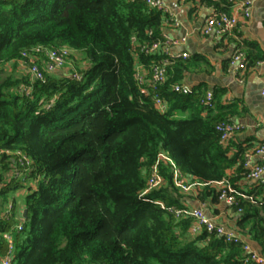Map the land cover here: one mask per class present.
Listing matches in <instances>:
<instances>
[{
	"label": "trees",
	"instance_id": "obj_1",
	"mask_svg": "<svg viewBox=\"0 0 264 264\" xmlns=\"http://www.w3.org/2000/svg\"><path fill=\"white\" fill-rule=\"evenodd\" d=\"M185 1L227 13L231 6L228 0ZM166 17L139 1L0 0V256L7 247L3 233L19 221V190L27 210L22 229L13 233L12 264H240L247 255L241 235L264 250V203L238 196L231 205L242 243L205 229L192 234V218L175 215L191 198L221 200L218 182L236 189L249 170L244 147L230 155L219 142L217 123L237 113L222 102L223 90H213L211 105H202L200 86L190 94L172 88L186 71L203 67L204 57L176 58L156 91L147 81L139 84L136 66L143 65L148 78L160 58L141 45L162 38ZM36 46L72 49L70 73L44 70L40 81L16 74L15 66L9 71L8 63ZM42 59L36 61L43 68ZM21 84L31 87L29 94ZM156 92L165 112L154 106ZM16 151L29 166L20 165ZM160 152L197 182L193 194L174 185ZM156 162L164 181L140 196ZM258 186L240 192L259 198Z\"/></svg>",
	"mask_w": 264,
	"mask_h": 264
},
{
	"label": "crops",
	"instance_id": "obj_2",
	"mask_svg": "<svg viewBox=\"0 0 264 264\" xmlns=\"http://www.w3.org/2000/svg\"><path fill=\"white\" fill-rule=\"evenodd\" d=\"M179 9L183 13V19L180 22L177 17L169 12L166 0L167 13L166 16L173 18L178 22V25H173L171 22H164L162 26V35L170 37L174 43L170 46L169 50L172 54H178L181 52H187L189 56H202L207 60V63L198 69H191L186 71L184 78L188 72H200L206 75H216L219 73L224 78L219 83L215 84L212 89H209L207 82L198 81L196 83L188 84L192 88L200 86L205 91H213L215 89L223 90L222 102L224 104H232L237 108V113L230 116V120L239 124L241 128L236 131L227 140L226 144L229 147V154L233 155L240 145L246 149V152H252L255 147L264 142V137H258L255 134L247 133L244 138L242 137V131L248 128L246 121L253 120L258 121L264 114V95L262 94V88L264 87V0H253L251 14L248 18L240 16L238 5H231L229 13H237L239 17L238 27L233 34L228 36H216L214 34L204 35L201 31L202 25L206 17L211 14L213 7L199 5L193 2H186L185 0H177ZM187 5V10L182 7ZM184 23V24H182ZM198 29V34H197ZM208 38H211V42ZM188 46L195 48L194 52L188 50ZM232 53H231V49ZM241 49L245 54V67L242 69H235L231 64V58L235 50ZM74 53V52H72ZM43 60V59H42ZM43 66V61H41ZM84 61L80 65H84ZM9 71L15 66L14 72L16 74H28L22 61L16 60L7 64ZM85 66V65H84ZM71 62H68L63 68L56 71L64 74L70 73ZM29 75V74H28ZM30 76V75H29ZM244 121V123L242 122ZM257 125L256 128L260 127ZM260 161V156L252 154L250 158V165H253ZM231 169L227 172L230 173ZM264 179V172L261 176ZM261 185L262 192L264 191V184L259 180L248 178L247 176L241 178L236 182V189L244 193H254L255 190ZM195 187L193 186L190 193H194ZM257 192V191H255ZM24 190L17 191L16 195L24 196ZM219 201L214 203L205 201L200 202L197 199H188L186 204L189 207L201 208L204 214L213 222L221 224L225 228V224L228 220L232 222L229 229H226L234 234L241 235L235 228L236 213L229 205L222 212L219 207ZM19 203L17 209L21 214L24 207ZM212 213L207 215L204 210ZM226 216V217H225ZM19 218V220H21ZM250 249L256 252L258 255L264 256V250L262 247L251 240L247 235H241Z\"/></svg>",
	"mask_w": 264,
	"mask_h": 264
},
{
	"label": "built area",
	"instance_id": "obj_3",
	"mask_svg": "<svg viewBox=\"0 0 264 264\" xmlns=\"http://www.w3.org/2000/svg\"><path fill=\"white\" fill-rule=\"evenodd\" d=\"M129 2H143L147 6L160 10L162 13L166 14L167 9L164 3V0H128ZM231 5H238L239 13L241 17L248 18L251 14L252 2L253 0H228ZM237 13H227L224 11L216 10L215 8L209 14L204 24L202 25L201 31L204 35L214 34L216 36H228L233 34L238 27L239 17ZM165 22H171L173 25H178V22L173 18L166 17ZM149 34H152V31H148ZM174 41L166 36L162 35V38L159 40H153L149 43H144L141 45L140 50L146 55L158 54V58L155 62L150 65L149 77L146 76V70L143 65L138 64L136 66V78L140 85L149 83L154 91L157 90V87L164 83L167 79V66L171 64L176 58H185L189 54L187 52H181L178 54L170 53V46ZM73 50L63 46L54 49H48L41 46H36L30 51H23L22 64L25 66L28 74L32 80H44V70L46 72L52 73L60 68H63L68 62L69 57L72 54ZM43 56V68L38 64L36 58L38 56ZM238 63V64H237ZM231 64L234 65L235 69H243L245 67V54L241 49L235 50L231 58ZM73 77L80 79L81 75L78 72L73 73ZM172 88L176 92L183 94H190L193 91V88L184 83L176 82L172 84ZM20 89L25 94H29L31 87L25 84L20 85ZM142 92L147 93L145 88L142 89ZM262 94L264 95V87L262 88ZM154 106L160 112H165L167 109V103L157 92L153 95ZM212 100V91H206L204 96L200 99L202 105H211ZM264 123V114L259 118L257 125ZM241 128L239 124H236L232 121H220L216 125V130L220 134L219 142L225 144L227 140L232 136L236 131ZM10 153V152H9ZM19 156L18 162L20 165L27 167L30 165V160L22 154L20 151L15 152ZM252 154H257L260 156V161L250 165V158ZM159 157L166 159L171 164L172 179L176 187L181 190L188 192L190 189L197 184V182H190L188 179L181 173L179 168L174 164V162L169 159L163 152L159 153ZM244 166L249 170L247 173L248 178H253L259 180L264 184V179L261 178L262 173L264 172V142L258 144L252 152L245 153V162ZM18 175V173H16ZM163 176L159 171L157 162L151 168L148 177H147V186L142 191L140 196H143L149 190L158 188L163 183ZM218 185L221 187V193L219 198L225 199V201L231 206L237 204V197L249 200L253 203L262 204L264 203V191L262 192L259 198L253 197L252 194H244L236 190L231 186L228 180L218 182ZM12 205L7 206V215L11 214ZM241 211V209H238ZM19 214H21L19 212ZM176 216H187L192 218V223L189 228L192 234L200 233L202 230H207L208 232H215L218 235L223 236L225 241H232L235 243H242L243 239L241 236L234 234L226 230L221 224H217L210 220L203 212L201 208L195 207H185L175 210ZM20 218V215H19ZM23 223L19 220L9 231L3 233V238L6 240L7 247L5 253L0 256V264H12L13 258L15 256V242L13 233L21 230ZM243 249L246 252V256L242 259L240 264H248L249 261H255L258 264H264V256L258 255L256 252L250 249L247 243L243 244Z\"/></svg>",
	"mask_w": 264,
	"mask_h": 264
},
{
	"label": "rangeland",
	"instance_id": "obj_4",
	"mask_svg": "<svg viewBox=\"0 0 264 264\" xmlns=\"http://www.w3.org/2000/svg\"><path fill=\"white\" fill-rule=\"evenodd\" d=\"M166 4L168 6L169 12L173 13L177 17V19L180 22H182L181 20L183 19V13L179 9V4H178L177 0H166ZM182 8L184 10H187L188 6L184 5ZM182 24H184V23H182ZM196 32L198 34V29H197ZM208 39L210 40L211 38H208ZM211 40H210V42H211ZM188 50L192 53V52L195 51V48L188 46ZM232 50H233V48L231 49V53H232ZM221 79H223L225 81L228 80L227 78H224L223 76H221L219 73H217L216 75H211V74L206 75L205 73H200V72H188L187 75L184 78V81L186 83H188V84L196 83L198 81H205V82H207V85H208L209 89H212L213 86L215 84L219 83ZM258 121H259V119H258ZM258 121L253 120L252 118L250 119V121H246V125H248V128L246 130L242 131V137L243 138H244V136L247 133L255 134L256 136L261 137V138L264 137V123H262L260 125V127L256 128V122H258ZM242 122L244 123V121H242ZM15 197H16L15 198L16 199V203L17 204L20 203L21 199H22V196L16 195ZM227 206H229V205L225 201V199H221L219 201V207H220V210L222 212L224 211V209ZM204 211H205V213L207 215H211L212 216V213H210L206 209ZM231 225H232V222L230 220H228L227 223L224 226H225L226 229H229Z\"/></svg>",
	"mask_w": 264,
	"mask_h": 264
},
{
	"label": "water",
	"instance_id": "obj_5",
	"mask_svg": "<svg viewBox=\"0 0 264 264\" xmlns=\"http://www.w3.org/2000/svg\"><path fill=\"white\" fill-rule=\"evenodd\" d=\"M22 216L25 219L27 218V210L25 208L23 209Z\"/></svg>",
	"mask_w": 264,
	"mask_h": 264
}]
</instances>
